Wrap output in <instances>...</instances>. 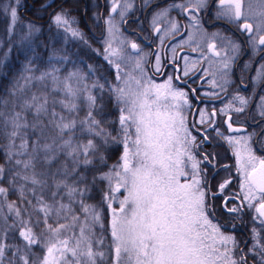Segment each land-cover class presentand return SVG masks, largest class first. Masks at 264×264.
<instances>
[{
	"label": "trees",
	"instance_id": "1",
	"mask_svg": "<svg viewBox=\"0 0 264 264\" xmlns=\"http://www.w3.org/2000/svg\"><path fill=\"white\" fill-rule=\"evenodd\" d=\"M60 18L20 15L0 52V264L235 263L217 173L161 82Z\"/></svg>",
	"mask_w": 264,
	"mask_h": 264
},
{
	"label": "flooded vegetation",
	"instance_id": "2",
	"mask_svg": "<svg viewBox=\"0 0 264 264\" xmlns=\"http://www.w3.org/2000/svg\"><path fill=\"white\" fill-rule=\"evenodd\" d=\"M20 8L38 23L75 13L96 39L117 32L121 58L161 82L183 134L217 173V219L237 237L231 264H264V25L250 17L249 0L240 13L224 0H22Z\"/></svg>",
	"mask_w": 264,
	"mask_h": 264
},
{
	"label": "rangeland",
	"instance_id": "3",
	"mask_svg": "<svg viewBox=\"0 0 264 264\" xmlns=\"http://www.w3.org/2000/svg\"><path fill=\"white\" fill-rule=\"evenodd\" d=\"M127 0H122V2L126 3ZM258 5H261V7L257 8L256 10L254 9L253 6H251V9L249 11L250 17H253L256 19L259 24H261V16L259 15V11L264 7V2H256ZM21 5H22V0H1L0 1V9H2V14H0V52L7 47L6 45H9L11 43L10 37L12 34H14L15 31V24L18 22V19H20L21 15ZM125 6V5H124ZM124 6H122V11L124 12ZM264 10V8H263ZM159 12H161L159 10ZM159 17H161V13H158ZM58 19H61L58 17ZM56 20L59 21V20ZM36 32L33 27H31L28 23L24 24L21 29L17 32V40L20 42V44L25 43L26 40H29L31 38V35H34ZM102 42L112 48L117 49L118 47H121L122 44V39H120L119 35L117 32L111 28L110 32L107 34V37L100 39ZM133 58L132 57H125V62H132ZM41 76V75H39ZM226 177V176H224ZM211 187V186H210ZM211 189V197L214 198L213 191L215 189ZM214 202L216 203V200L214 199ZM218 210L221 211V208L218 207ZM137 215L135 216V218ZM134 218V219H135Z\"/></svg>",
	"mask_w": 264,
	"mask_h": 264
},
{
	"label": "water",
	"instance_id": "4",
	"mask_svg": "<svg viewBox=\"0 0 264 264\" xmlns=\"http://www.w3.org/2000/svg\"><path fill=\"white\" fill-rule=\"evenodd\" d=\"M224 2L225 3H231L232 2V3L236 4L237 11H238V13H240L241 7H242V0H224ZM237 4H239V5H237ZM115 10H116V8L113 9V12H115ZM248 27H250V26H248ZM259 43H260V45H263L264 46V36H262L260 38Z\"/></svg>",
	"mask_w": 264,
	"mask_h": 264
}]
</instances>
